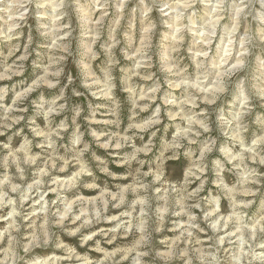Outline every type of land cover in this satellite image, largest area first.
<instances>
[{
  "label": "clouds",
  "instance_id": "obj_1",
  "mask_svg": "<svg viewBox=\"0 0 264 264\" xmlns=\"http://www.w3.org/2000/svg\"><path fill=\"white\" fill-rule=\"evenodd\" d=\"M0 264H264V0H0Z\"/></svg>",
  "mask_w": 264,
  "mask_h": 264
}]
</instances>
